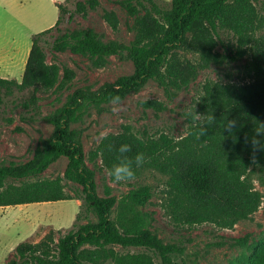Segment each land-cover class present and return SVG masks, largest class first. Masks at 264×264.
<instances>
[{
  "label": "trees",
  "instance_id": "trees-1",
  "mask_svg": "<svg viewBox=\"0 0 264 264\" xmlns=\"http://www.w3.org/2000/svg\"><path fill=\"white\" fill-rule=\"evenodd\" d=\"M68 2L73 11L58 4L55 24L33 36L21 80L0 77V103L15 91L29 90L22 105L32 117L39 114V94L57 93L61 103L42 117L54 130L28 161L5 163L0 159V206L72 198L81 204L64 234L55 237L51 231L36 243H20L11 264H103L107 259L113 264H177L172 257L180 248L164 244L153 234L147 228V213L139 209L152 196L151 186L136 185L117 197L105 184L104 196H99L95 169L87 163L95 166V160L100 159L104 168L116 163L108 144H130L129 157L143 153L146 162L135 169V177L144 169L167 176L166 210L178 227L212 223L232 228L255 213L263 195L248 175L252 165L264 163V130L254 136L257 122H264V37L256 36L264 28V15L254 0H170L167 7L159 0H122L133 19L134 33L125 44L104 41L92 28L66 30L56 36L54 32L60 30L66 14L86 17L98 6L97 0ZM102 16L113 31L118 30L115 12L104 10ZM226 34H231L235 43L226 41ZM219 45L224 49L222 54L216 51ZM46 48L86 56L97 68L105 66L111 56L126 58L132 61L134 74L97 89H75L62 102L60 96L71 89L74 71L49 62ZM244 57L250 80L241 84L205 80L187 112L185 136L141 137L125 130L107 134L85 156L80 135L71 125L82 122L91 108L100 109L111 96H119L121 101L150 79L173 99L176 91L197 80L201 70ZM144 104L157 110L165 108L154 99ZM229 121H235V126L230 127ZM101 151L102 157L98 155ZM61 156L68 159L63 176L43 178ZM64 181L71 184L70 197L65 194ZM115 246L141 250L123 252Z\"/></svg>",
  "mask_w": 264,
  "mask_h": 264
},
{
  "label": "rangeland",
  "instance_id": "rangeland-1",
  "mask_svg": "<svg viewBox=\"0 0 264 264\" xmlns=\"http://www.w3.org/2000/svg\"><path fill=\"white\" fill-rule=\"evenodd\" d=\"M97 1L96 9L90 10L86 17L75 13L70 17V14H66L60 30L54 34L58 36L66 30L92 28L104 41L116 40L128 44L134 35L131 29L133 19L122 0ZM254 2L264 15V0ZM159 3L167 7L170 0H159ZM58 4L67 5L73 11L74 7L68 0H0V77L21 80L32 38L55 24L59 15ZM104 10L113 11L118 16L117 31H113L104 21ZM256 36L264 37V28ZM224 38L229 43H235L231 34H226ZM216 51L222 54L224 49L219 45ZM46 53L49 62L68 66L74 71L71 89L60 96L62 102L75 89H97L104 83H113L120 77L134 74L132 61L118 56H111L105 66L97 68L86 56L68 50L53 52L46 48ZM245 63L244 57L235 62L212 64L200 71L194 83L176 91L173 99H169L163 88L150 79L140 89L128 93L118 104L109 102L100 109L91 108L84 120L72 124L71 128L79 133L86 157L100 142L101 133L106 136L129 130L141 137L157 138L165 134L179 139L187 134V112L204 81L248 82L250 78L245 72ZM29 94V90L15 91L13 95L5 96L0 103V159L5 163L28 161L37 145L49 138L54 130V126L42 117L61 104L56 99L59 94H39V114L34 117L22 105ZM148 99L162 102L165 108L157 110L145 106L144 101ZM67 163V157H59L42 177H62ZM95 163V166L89 162L87 164L95 169L99 196H104L105 184L112 188V194L117 197L136 185L151 186L152 196L139 209L147 213V228L153 234L164 244H175L180 248L181 252L172 257L177 264H264V163L252 165L248 175L263 195L261 206L232 228H220L212 223L187 228L175 226L166 210L167 176L152 169H144L133 181L115 184L106 176L100 159H96ZM65 194L69 197L73 195L69 183H65ZM80 204L79 199L72 198L0 206V264H11L17 258L15 249L22 242L36 243L51 231L55 237L64 234L72 225ZM113 215L114 210L111 213ZM91 218L95 221L94 217ZM115 249L123 252L141 250L135 247L123 250L120 246H115ZM155 260L158 262L156 257ZM103 264L113 262L107 259Z\"/></svg>",
  "mask_w": 264,
  "mask_h": 264
},
{
  "label": "clouds",
  "instance_id": "clouds-1",
  "mask_svg": "<svg viewBox=\"0 0 264 264\" xmlns=\"http://www.w3.org/2000/svg\"><path fill=\"white\" fill-rule=\"evenodd\" d=\"M120 101L119 96H111L110 103L118 104ZM213 121V117H210V122ZM258 127L254 130V136H259L260 132L264 130V122H257ZM229 126L234 127L235 121H229ZM107 137L104 133L100 134L99 139L103 140ZM259 141L257 140L256 143ZM107 150L109 152L115 153L116 163H113L111 167L105 168V174L110 179L112 183H127L135 179V169L140 168L146 162L145 155L141 152H138L133 157H129L128 153L132 151V146L130 144L124 143L119 146L112 144L107 145ZM101 157L103 152L98 153ZM123 159V162H117L120 159Z\"/></svg>",
  "mask_w": 264,
  "mask_h": 264
},
{
  "label": "crops",
  "instance_id": "crops-1",
  "mask_svg": "<svg viewBox=\"0 0 264 264\" xmlns=\"http://www.w3.org/2000/svg\"><path fill=\"white\" fill-rule=\"evenodd\" d=\"M8 75V74H7ZM21 78H22V76H21Z\"/></svg>",
  "mask_w": 264,
  "mask_h": 264
}]
</instances>
